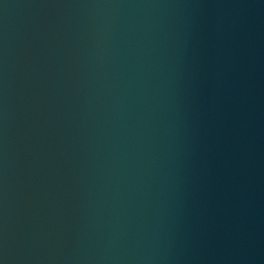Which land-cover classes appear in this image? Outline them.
Masks as SVG:
<instances>
[{"label": "water", "instance_id": "95a60500", "mask_svg": "<svg viewBox=\"0 0 264 264\" xmlns=\"http://www.w3.org/2000/svg\"><path fill=\"white\" fill-rule=\"evenodd\" d=\"M0 264H152L70 0H0Z\"/></svg>", "mask_w": 264, "mask_h": 264}]
</instances>
